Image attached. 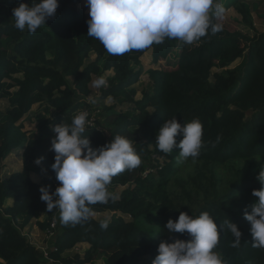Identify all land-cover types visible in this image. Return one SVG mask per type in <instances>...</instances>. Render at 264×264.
<instances>
[{"label": "trees", "instance_id": "16d2710c", "mask_svg": "<svg viewBox=\"0 0 264 264\" xmlns=\"http://www.w3.org/2000/svg\"><path fill=\"white\" fill-rule=\"evenodd\" d=\"M84 0H60L54 17L47 20L35 33L17 29L13 9L32 0H0V163L21 149L23 168L0 179V264H46L44 253L23 234V229L43 213L47 218L39 222L46 231L57 218V235L51 244L58 251L51 252L54 264H95L104 255L107 264H152L162 241L190 239L187 233H168L169 219H178L181 212L198 216L207 211L221 227L219 252L223 264H264V248L252 246L251 224L244 212L258 200L254 189L264 187L257 179L264 167V104L248 117V108L236 102L251 84L254 76L264 71V33L242 48L233 33L225 36L208 34L192 44L165 38L153 44V63L167 61V66L144 70L141 57L149 48L130 51L121 56L109 54L95 38L89 37ZM234 7L242 22L253 28L249 8L243 0H235ZM97 54L87 63L90 52ZM175 59V60H174ZM241 63L230 66L237 60ZM220 68L212 80V71ZM108 77L109 88L102 98L111 97L123 105H133L132 111L122 114L112 124L110 134L102 128L86 131L93 148H99L116 135L126 136L141 158L139 167L113 177L110 192L127 186L115 201L92 205L93 213L116 212L129 215L113 218L107 229L94 216L75 226L60 220L58 209L47 211L41 200L40 187L59 186L52 169L55 153L47 144L53 126L70 124L74 113L85 106L90 94L92 77ZM143 74L150 77V91L136 100L135 84ZM7 100L3 112L1 102ZM35 104L41 111L36 115V133L23 131L21 119ZM137 112V113H136ZM176 118L182 124L199 119L203 126L200 154L194 161L201 162V171L193 178V191L203 194L202 203L192 208L181 198L172 196L170 184L177 175L183 159L179 149L165 154L155 143L159 128L167 119ZM183 138L177 136V144ZM165 159L160 164L153 155ZM43 157L40 165L36 159ZM187 160H193L188 158ZM240 160L248 166L229 177H217L215 168ZM156 172L144 173L148 170ZM42 175L39 182L30 173ZM196 198V199H197ZM12 199L8 205L7 200ZM231 220L242 231L239 247H232L234 237L223 228ZM88 243L84 257L64 255L77 244Z\"/></svg>", "mask_w": 264, "mask_h": 264}, {"label": "clouds", "instance_id": "9594fccd", "mask_svg": "<svg viewBox=\"0 0 264 264\" xmlns=\"http://www.w3.org/2000/svg\"><path fill=\"white\" fill-rule=\"evenodd\" d=\"M59 3L60 0L20 3L13 9L14 26L35 33L55 16ZM87 5L90 16L87 35L114 56L161 44L165 38L192 44L209 31L212 34L221 31L223 24L213 23V18L222 21L226 15L223 0H87ZM107 85L103 76L92 82L95 89ZM88 102L95 104L96 99L90 96ZM88 116L87 111H81L70 124L53 126L56 135L50 150L55 153L52 169L59 186L55 191H51V185L39 189L47 211L58 209L65 225L86 223L93 218L92 205L117 200L118 194L108 190L113 177L139 167L142 162L132 142L123 135L93 148L89 136L84 135L90 124ZM180 134L183 138L177 144ZM155 143L162 153L178 148L179 158L195 160L204 146L202 123L199 119L183 124L175 117L167 119L159 128ZM42 161L43 157H39L35 162L40 165ZM257 179L264 185V167ZM252 195L258 200L249 206L250 211L245 210L244 216L251 224L252 246L264 248V187L254 189ZM109 224V218L100 221L103 229ZM165 228L168 233H187L190 239L162 241L152 264H223L220 253L215 251L221 227L207 211L198 216L181 212L178 219H169ZM223 228L235 238L232 247H239L242 231L238 225L228 220Z\"/></svg>", "mask_w": 264, "mask_h": 264}, {"label": "rangeland", "instance_id": "374dc122", "mask_svg": "<svg viewBox=\"0 0 264 264\" xmlns=\"http://www.w3.org/2000/svg\"><path fill=\"white\" fill-rule=\"evenodd\" d=\"M235 0H223V4L226 8V15L222 21H217L215 18H213V23H222L223 28L221 31L213 34V35H219V36H225L228 33L235 34L241 42L242 48L246 49V46L251 43L252 40L257 38L259 34L264 33V0H243L244 4L249 8L253 25L254 27L251 28L245 23L242 22L241 16L238 14L234 7ZM82 4V3H81ZM81 4H79V7H81ZM208 34H212L211 31H209ZM207 34V35H208ZM204 36L200 39H204L207 37ZM199 39V40H200ZM196 42V41H195ZM97 54H94V57L92 58L89 56L87 63L91 60H95L97 57ZM147 56V59H144V62L146 64V67H152L153 68H159V67H165L167 66V61L162 59L157 64L153 63V54L149 53ZM146 58V57H145ZM175 60V59H174ZM242 59H237L230 68H233L241 63ZM150 65V66H149ZM145 70V69H144ZM222 70L220 68H214L212 71V80L216 77L217 73H220ZM104 78L108 80V77L113 75V71H107L105 74H103ZM150 77L147 74H143L137 84H135V88L137 89V94L135 96L136 100H140L143 97V94L146 91H150L152 87H150ZM105 88L95 89L92 87V84L90 86V94L86 98V103H89V97H93L96 99L95 104H91V109L93 111H97V118L99 120V128H102L103 131L109 135L110 134V128L112 127V124L117 121L118 117L122 114H125L127 112L132 111L133 105L125 103L123 105H120L116 101H114L111 97H108L106 99L102 98V91ZM236 102L242 104L244 107L248 108V117L252 116V114L262 105L264 104V71L256 74L251 82V84L243 91V93L237 98ZM9 106V102L7 100H4L1 102V109L4 112ZM41 111L40 105L35 104L31 111L26 114L19 124L23 125V131L27 132L28 135H33L36 133V115L38 112ZM137 113V112H136ZM56 135L54 133L53 135L47 137V144L51 145V141L53 137ZM14 156V165L12 167H8L4 162L0 163V179H4L8 177L10 174H12L15 169H18L20 164H23V158H22V150L18 149L15 152ZM153 157L158 158L156 159L160 164L163 165L165 159L162 157L157 156L156 154L153 155ZM248 166L246 162L236 160V161H230L226 164V166H217L215 168L217 177H223L227 178L232 173L237 171H244L245 168ZM22 168V167H21ZM202 164L201 162H197L194 160H184L180 163L178 167L177 175L172 180L169 188L170 191L173 193L172 196L176 200V198H181V201L183 204L187 206H191L192 208H195L199 206L202 203L203 200V194L199 195L197 198V194L193 191L194 186L192 183L193 178L197 175L199 171H201ZM153 172H156V170H153ZM127 186H119L116 188V192L119 195L122 190H124ZM197 198V199H196ZM9 201V202H8ZM13 200L8 199L7 204H12ZM8 204V205H10ZM94 217L98 220H103L105 218H109L110 220L113 218H117L119 216H123L126 220H131V217L129 215H122L120 213L116 212H101V213H93ZM42 216V215H41ZM47 218L46 213H44V216L41 217V219L44 221ZM35 220V219H34ZM33 220V221H34ZM32 221V222H33ZM31 222V226L33 229V223ZM38 227V226H37ZM38 235L32 236L36 237L33 238L34 244L37 246L42 247H49L51 246V240L47 241V231H40V228L38 227ZM54 241V240H53ZM32 242V243H33ZM90 248V244L88 243H80L77 244L74 248L68 250L64 253V255H70L71 257L81 256L84 257ZM46 264H54L53 261H50ZM95 264H107L105 260V256L101 255L96 258Z\"/></svg>", "mask_w": 264, "mask_h": 264}, {"label": "crops", "instance_id": "0c3cea01", "mask_svg": "<svg viewBox=\"0 0 264 264\" xmlns=\"http://www.w3.org/2000/svg\"><path fill=\"white\" fill-rule=\"evenodd\" d=\"M86 5V0H84L83 2H82V4H81V7H83V6H85ZM86 13H89V7H87V10H86ZM149 48V50L141 57V62H142V66H143V68L145 69V70H147V69H149V68H153V66L152 67H146V64L145 63H143L144 62V59H147V56L146 55H148L149 53H151V54H153V49L151 48V47H148ZM94 54H96L94 51H92V52H90V54H89V56H91L92 58L94 57ZM97 56V55H96ZM146 57V58H145ZM96 58V57H95ZM91 61H93V60H91ZM150 66V65H149ZM104 76V75H103ZM98 77H96V76H93L92 77V82L95 80V79H97ZM92 82H91V84H92ZM91 86V85H90ZM23 152V151H22ZM22 155V154H21ZM14 156H15V153H12L9 157H7L3 162L8 166V167H12L13 165H14ZM23 165L24 164H20V166L23 168ZM21 167H19L18 169H15V170H13L14 172H16V171H20V170H22V168ZM30 177H31V179L33 180V181H35V182H39L40 180H41V178H42V175L41 174H39V173H35V172H32V173H30ZM9 202V201H8ZM8 204H10V203H8ZM44 216V213L42 214V216H40L38 219H35L32 223L34 224L33 225V229H32V226H31V223L28 225V226H26L24 229H23V234H25L28 238H29V240L31 241V242H33L34 240H33V238H36V237H32V236H35V235H38L39 233H38V227H39V225H38V223L39 222H43V220L41 219V217H43ZM38 226V227H37ZM40 228V227H39ZM40 231H42V229L40 228ZM43 232H44V230H43ZM32 235V236H31ZM33 240V241H32ZM35 242H33V244H34ZM36 245V244H35ZM37 246V245H36Z\"/></svg>", "mask_w": 264, "mask_h": 264}, {"label": "built area", "instance_id": "2783aa9c", "mask_svg": "<svg viewBox=\"0 0 264 264\" xmlns=\"http://www.w3.org/2000/svg\"><path fill=\"white\" fill-rule=\"evenodd\" d=\"M105 89L109 88V83L107 85V87H103ZM89 104V103H88ZM81 111H87L89 113V116H88V120L90 121V124L89 126L86 128V131H90V130H95V129H98L99 128V120L97 118V111H93L91 109V105L89 104V107L88 106H85L83 108H80L78 109L75 113H74V116L76 114H78L79 112ZM155 158V157H153ZM154 170V169H153ZM153 170H148L144 173V175H147L150 171L153 172ZM57 225H58V221H57V218H54L51 223H50V227L47 228V241L48 240H54L56 235H57ZM39 249H41L44 253V256L46 257L47 260H50V261H54V259L51 257V252L53 251H58V248L52 244L51 246L49 247H42V246H37Z\"/></svg>", "mask_w": 264, "mask_h": 264}]
</instances>
